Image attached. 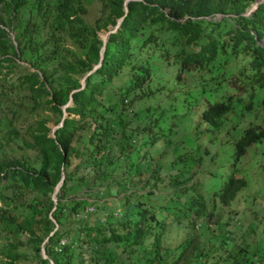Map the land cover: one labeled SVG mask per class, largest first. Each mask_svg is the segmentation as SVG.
<instances>
[{
	"label": "trees",
	"instance_id": "16d2710c",
	"mask_svg": "<svg viewBox=\"0 0 264 264\" xmlns=\"http://www.w3.org/2000/svg\"><path fill=\"white\" fill-rule=\"evenodd\" d=\"M88 1L0 0V116L7 124L0 134V264H264L262 219L247 223L258 230L248 241L236 240L235 223L219 231L237 217L213 216L245 185L243 177L230 174L208 194L201 186L164 193L158 189L167 186H143L144 168L133 159L149 109L142 101L162 90L148 84L150 63L163 62L157 76L176 80L219 57L243 55L259 68L264 0L247 14L252 0H96L92 17ZM243 68L225 80L237 83L239 73L247 75ZM201 75L216 89L214 76ZM255 75L262 87L264 68ZM211 95L209 88L199 120L217 128L233 93ZM50 119L61 122L53 135ZM260 140L264 124H248L235 140V156ZM173 220L187 231L167 248Z\"/></svg>",
	"mask_w": 264,
	"mask_h": 264
},
{
	"label": "rangeland",
	"instance_id": "374dc122",
	"mask_svg": "<svg viewBox=\"0 0 264 264\" xmlns=\"http://www.w3.org/2000/svg\"><path fill=\"white\" fill-rule=\"evenodd\" d=\"M255 1L252 2L254 6ZM85 5L89 17L96 14L99 7L96 0H89ZM8 34L13 39L14 32L9 30ZM99 36L101 38L102 34ZM262 40L261 43H264V35ZM17 61L25 64L21 60ZM162 64L159 61L150 63L152 70L148 84L162 90L153 93L150 102L142 101V106L149 103V109L144 124L137 128V141L134 145L137 156L133 159L139 161L144 168L143 186H167L158 189V192L164 193L169 191V186H201V190L208 194L218 188L230 174L243 177L245 185L238 190L229 204H217L213 216L220 214L227 217L231 214L233 218L237 217L240 224L231 219L219 231L235 223L236 240L244 237L251 241L252 237L258 235V230L249 229L247 223H256L262 219L259 222L264 225V141L251 142L237 157L234 143L248 124H264V85L258 87L253 82L257 76L255 74L264 68V64L259 68H252L248 66L246 56L226 57L224 61L219 57L209 67L204 65L191 68L188 76L185 74L178 80L172 74L159 78L156 71L162 68ZM243 65L246 67L243 72L247 75L239 73L240 79L237 83L225 80L224 77L237 72L238 67ZM201 73L207 78L210 75L215 77L212 79L216 82V89H212L209 79L204 83ZM11 75L14 76L15 73ZM216 78L219 80L216 81ZM209 88L212 98L216 99L233 93L230 99L232 107L223 118L222 125L217 128L199 120ZM251 91L255 94L248 97ZM261 95L263 100H260ZM246 103L250 106L246 107ZM134 109L137 115L142 112L140 107L136 106ZM122 115L125 118L129 116L126 113ZM52 123L51 119L47 122L51 128ZM6 127V117L0 116V134ZM169 197V194L162 196L164 201ZM234 209L238 210L236 215L232 214ZM183 225L181 220L179 223L173 220L167 225L163 240L167 248L173 247L185 237L187 226ZM208 233L204 232L203 236Z\"/></svg>",
	"mask_w": 264,
	"mask_h": 264
},
{
	"label": "water",
	"instance_id": "95a60500",
	"mask_svg": "<svg viewBox=\"0 0 264 264\" xmlns=\"http://www.w3.org/2000/svg\"><path fill=\"white\" fill-rule=\"evenodd\" d=\"M126 1V0H125ZM126 9V7H125V5H124V10ZM118 23H119V19L117 20V22L115 23V25L113 26V28L112 29H110V30H113L117 25H118ZM110 30H108V31H110ZM107 31V32H108ZM107 32H105V33H103L102 34V36H101V46H100V54H99V58H98V61L93 65V67H92V69L94 68V67H96L98 64H99V62H100V58H101V56H102V54H101V48L103 47V43H104V41H105V35H106V33ZM92 69H90V70H88L86 73H88V72H90ZM85 75V74H84ZM83 85V76L81 77V79H80V86H82ZM70 103V98L61 106V108H62V116H61V119H62V117H63V115L65 114V111H64V106L65 105H68ZM61 124V122H58L57 124H55V125H53L52 126V128H51V131H50V133H51V135H53V133H52V131H53V129L56 127V126H58V125H60ZM62 177H63V173H61V176H60V178H59V180L56 182V184L54 185V187H53V190H52V193H51V198H52V200L53 201H55V196H54V193H55V191L58 189V186H59V184H60V182H61V179H62ZM50 216V218H52L51 217V215H49ZM55 228V225H54V227H53V229ZM52 231V230H51ZM51 231H50V233H51ZM40 253H41V256H45V253H44V249H43V247H41L40 248ZM49 264H52V262H51V260H50V263Z\"/></svg>",
	"mask_w": 264,
	"mask_h": 264
},
{
	"label": "clouds",
	"instance_id": "9594fccd",
	"mask_svg": "<svg viewBox=\"0 0 264 264\" xmlns=\"http://www.w3.org/2000/svg\"><path fill=\"white\" fill-rule=\"evenodd\" d=\"M253 1H255V0H252L251 2H250V4L245 8V11L244 12H242V13H244V14H247L248 13V11H250L251 9H253L255 6L252 4V2ZM259 1H261V0H256L255 2H256V4L259 2ZM252 5V6H251ZM264 35V34H263ZM263 35L260 37V38H257V41H256V43H258V44H260V45H264V43H261L263 40Z\"/></svg>",
	"mask_w": 264,
	"mask_h": 264
},
{
	"label": "built area",
	"instance_id": "2783aa9c",
	"mask_svg": "<svg viewBox=\"0 0 264 264\" xmlns=\"http://www.w3.org/2000/svg\"><path fill=\"white\" fill-rule=\"evenodd\" d=\"M90 209L91 207H87V206L84 208L85 211L90 210Z\"/></svg>",
	"mask_w": 264,
	"mask_h": 264
}]
</instances>
